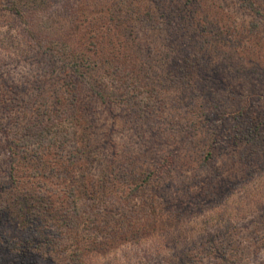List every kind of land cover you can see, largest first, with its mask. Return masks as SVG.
I'll list each match as a JSON object with an SVG mask.
<instances>
[{
  "label": "trees",
  "instance_id": "trees-1",
  "mask_svg": "<svg viewBox=\"0 0 264 264\" xmlns=\"http://www.w3.org/2000/svg\"><path fill=\"white\" fill-rule=\"evenodd\" d=\"M5 1L48 70L0 98V264H95L152 236L171 214L158 191L197 152L206 169L238 161L232 176L206 178L193 199L205 208L215 190L219 206L264 173V0H79L72 17L90 20L81 54L105 74L100 82ZM165 125L180 136L170 150ZM130 142L141 147L127 164L118 148L131 152ZM240 222L173 260L157 251L141 264H264V235Z\"/></svg>",
  "mask_w": 264,
  "mask_h": 264
},
{
  "label": "rangeland",
  "instance_id": "rangeland-1",
  "mask_svg": "<svg viewBox=\"0 0 264 264\" xmlns=\"http://www.w3.org/2000/svg\"><path fill=\"white\" fill-rule=\"evenodd\" d=\"M66 1L67 6L63 7V3ZM78 1L16 0L24 17L33 25L42 26V37L44 36L55 43V47L60 50L65 58L78 62L83 73H86L93 80L98 79V82H100L105 74L99 71V66L87 55L81 54L83 49V46H81L82 39L88 33L87 28L90 20L87 14L81 12L76 18L72 17L75 13L73 7ZM65 7L67 8L63 10ZM24 21L18 15L9 12L5 0H0V98L2 95L5 96L6 93L10 96L9 85L27 86L29 82L31 83V80H36L39 75H43L48 70L47 66L39 63L41 55L36 52L38 51L39 42H34L27 36ZM237 28L241 30L240 27ZM64 83L67 86V82ZM170 112L165 110L162 119H173L174 114ZM125 115L123 116L125 117ZM124 124L122 118L118 125L123 129L124 136L131 137L133 134H128L129 130L126 129ZM138 125L140 127L141 124ZM143 127H146L145 124ZM165 127L167 131L164 132V137L170 141V148H167V150H170L174 143L172 139L176 138L178 140L180 136L179 134H173L168 125H165ZM134 134H136V130H134ZM135 136L132 137L133 143L137 141V136ZM200 139L205 141L203 135ZM138 143L136 145L130 142L131 152H123L122 147L121 149L118 148V150H121L119 152L125 155V158L122 159L124 163L129 164L131 162L132 154L137 153V148H139L141 142ZM197 156L198 152L196 156L194 154L195 158L193 160L190 159V162L183 166L179 176L175 175L168 178V180L166 179L160 191H158L160 196L171 201V214L167 219H164L163 223L156 225L154 232L151 231L154 234L152 236L149 234H146L148 236L142 235V239H139L136 244L127 240L119 246H113L109 252H105L94 259L95 264H141L144 260H153L157 256V251H161V257L170 261L174 259V256H178V253L192 248L194 243L207 238L208 234L215 233L221 226L223 228L226 223L229 224L230 222L237 223L241 221L242 224V221H244L245 224L250 226L255 221L256 225L252 228L257 232L256 237L261 238L264 235V220L261 221V218L264 217V173L247 177L242 182L244 184H241L219 206H216L219 202L215 190V193L212 192V195L208 196V198H212L211 205L205 208L193 199L196 198L202 187L207 185L206 178L208 176L216 178L217 174L232 176V173L238 171V161L233 157L228 159L217 158V162L213 164L214 168L206 169L201 164L202 158H197ZM143 167L146 168L147 165ZM143 170L144 168L140 171ZM93 171L96 175L99 171V165ZM246 180L247 182H245ZM53 193L54 190H51L47 193V196ZM40 195L45 194L41 192ZM53 199H56L55 195ZM135 201L136 203L141 201V196H137ZM44 205L49 204L45 202L40 205L41 209L46 212L47 207L44 208ZM260 250L259 257L264 260V246L263 248L260 247ZM42 264H49V262H43Z\"/></svg>",
  "mask_w": 264,
  "mask_h": 264
}]
</instances>
